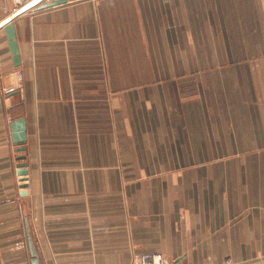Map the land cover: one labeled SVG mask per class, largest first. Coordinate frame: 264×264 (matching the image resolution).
<instances>
[{
	"label": "crops",
	"instance_id": "crops-1",
	"mask_svg": "<svg viewBox=\"0 0 264 264\" xmlns=\"http://www.w3.org/2000/svg\"><path fill=\"white\" fill-rule=\"evenodd\" d=\"M13 23L0 264H33L26 218L42 264H264V0H69Z\"/></svg>",
	"mask_w": 264,
	"mask_h": 264
},
{
	"label": "water",
	"instance_id": "water-1",
	"mask_svg": "<svg viewBox=\"0 0 264 264\" xmlns=\"http://www.w3.org/2000/svg\"><path fill=\"white\" fill-rule=\"evenodd\" d=\"M68 1L69 0H26L24 4H22L19 8H17L14 12L9 14L6 18L0 20V28L4 27L5 29L15 65L20 64V54H19L18 40L16 36V29L13 20L18 15H20L21 13H23L28 9L34 7L48 8L51 6H57L67 3ZM10 126H11L12 140L15 144L19 145L18 151L24 150L25 148L24 143L27 139L26 119L24 117L16 118L10 122ZM24 158H25L24 156L19 157V159H24ZM26 166H27L26 162L19 163L18 173L21 175L26 174L28 171ZM25 186H26L25 184L22 185V187ZM22 194H26V192L23 191ZM26 228H27L28 245L30 249V254L32 256V262L33 264H42L39 257L38 247L36 246V243L34 241V237L30 230V226L27 218H26Z\"/></svg>",
	"mask_w": 264,
	"mask_h": 264
},
{
	"label": "built area",
	"instance_id": "built-area-1",
	"mask_svg": "<svg viewBox=\"0 0 264 264\" xmlns=\"http://www.w3.org/2000/svg\"><path fill=\"white\" fill-rule=\"evenodd\" d=\"M132 264H178V263L176 261L170 260L162 252H140V253H134L132 258ZM224 264H236V263L232 259L228 258L224 262Z\"/></svg>",
	"mask_w": 264,
	"mask_h": 264
}]
</instances>
